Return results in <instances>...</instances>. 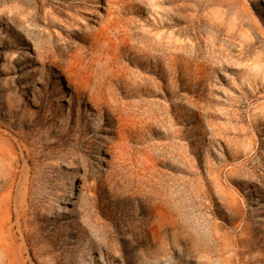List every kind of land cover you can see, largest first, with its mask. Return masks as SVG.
Segmentation results:
<instances>
[{
	"label": "rangeland",
	"instance_id": "rangeland-1",
	"mask_svg": "<svg viewBox=\"0 0 264 264\" xmlns=\"http://www.w3.org/2000/svg\"><path fill=\"white\" fill-rule=\"evenodd\" d=\"M0 264H264V0H0Z\"/></svg>",
	"mask_w": 264,
	"mask_h": 264
}]
</instances>
